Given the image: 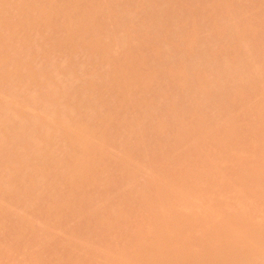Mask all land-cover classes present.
I'll list each match as a JSON object with an SVG mask.
<instances>
[{
	"label": "rangeland",
	"instance_id": "374dc122",
	"mask_svg": "<svg viewBox=\"0 0 264 264\" xmlns=\"http://www.w3.org/2000/svg\"><path fill=\"white\" fill-rule=\"evenodd\" d=\"M27 1L23 0V2H22V0H13V2H12L13 5H10L9 9L15 15V17H14L15 21L16 20L21 21V19H22V16H20L18 14L19 10L25 11V13H30V12L35 13V11L37 10L38 4L35 0H29L28 4L26 5L25 2H27ZM83 1H91V2L95 1L96 2V0H76V1L74 0L73 3L71 1L69 2V7H75L77 4L80 5L81 2L84 3ZM100 1L104 2L103 4H102V2L100 3V4H102L103 7L99 8L98 11L95 13H90L92 11H90L89 13L87 12L86 15L84 17H82L83 22H85L86 24H83V22L80 23L81 26L80 25H78L79 27L77 26V31H79V29H81L82 26H85V25L88 26V25H90L88 23L95 22V20H97L100 23H103V25L106 28L109 27V29H112V31H109V32L113 33V34H110L107 31L109 34V36L106 38L107 40H105V37L108 34L104 37L102 35H100L99 39L101 42L109 43L112 39H110L109 41H108V39H109V37L111 38L112 35H113V37H112L113 43L116 40H118V39H114L115 36L117 38L119 37V40H121V36H117L120 34H118V32H116L114 30L115 18L113 16L114 15L113 14L114 13L113 8L108 7V5L104 6L105 3L106 4L108 3L107 0H100ZM131 1L136 3L138 0L137 1L131 0ZM162 1L166 3V1H164V0H162ZM184 1H185V3H182L183 1L180 2V4L181 3L182 4L179 7L176 6L177 9L182 7L181 9H184V11H185V10H192L194 8L191 4H188V2L186 3V0H184ZM210 1H212L214 3L213 0H210ZM224 1H226V2H223V3H228L226 5L227 6L229 5L228 8H231L229 10H232V7H233V9H235L237 15L235 14V12L233 10L230 12H229V10H226L225 8H224L225 10H221V8L215 4L218 8L216 6L214 8L217 10L220 9V11H221V12L219 10L217 11L218 13L220 12L219 15L220 14L222 15V11L223 12L228 11L227 13H225V18H223L224 13L221 17L224 19V22H222L223 19H221V21L219 20L220 21L219 22L218 19L220 17L218 16V13L213 12L211 10L213 13L217 14L215 16V14H213L208 8L209 11L206 12V14L209 13V14H207V16L210 15L211 18H210V16H208L210 19L208 20V18H207V20H205L207 24L206 23H204L206 25L203 24L204 27H203V30L201 32V37L205 36L208 38V36H210L211 33L215 32L216 27L214 29L213 25L216 22L217 23L219 22L220 26H226V25L228 26L229 25V27H230V24H231V26L234 25L233 27L230 28V30L234 29L235 26L239 25L240 26L239 35H241V33H242V37H246V38H247V35L244 34V36H243V33L251 32L250 31L251 28L253 30V28L255 27L256 28V29L254 28V30H256L255 32H257V30H259L258 29L259 26L257 24H255L256 22H254V21H256V19L258 18V15L260 14V12L262 11V9L264 7V5H263L264 0H248V1H246V3L244 0H243L244 2L242 0H230V2H231L230 4H229V0L228 1L224 0ZM240 1H242L243 3ZM21 2H22V5H19V3L21 4ZM157 2L156 3L154 2L155 5H157ZM23 3L25 4V6ZM154 3L152 4L153 5L152 7H154ZM244 3H245V6H244ZM158 4L160 5L161 3H158ZM81 5H83V4H81ZM159 5H158V8H159ZM21 6H23V7H21ZM221 6L223 7L224 4ZM230 6H232V7H230ZM155 7L152 9V13L150 14L151 17L144 18V19H147L146 22L150 21L149 19L152 18V16H154V15L157 16L158 14L159 15L161 14L159 12L161 10H163L162 6L159 8V9H161L160 11L156 7V12H158V13L153 14V12H155V11H153L155 9ZM224 7H226V6H224ZM149 8L146 10L147 14H149L151 11V8L150 9ZM76 9H78V7ZM143 9H144L143 8V2H140V4L137 5L135 8V11L138 12L137 14L139 15V17L142 16L141 13L145 12ZM171 9H172V7H171ZM173 9L175 11L176 8H174V6H173ZM181 9H180V12L183 11V10L181 11ZM210 9H212V7ZM142 10H143V12H141ZM148 10H150L149 13H148ZM95 11H96V9H95ZM170 11L171 10L167 9V12H165V13L168 16H170V13H171V16H172L173 11L172 12H170ZM165 13H162V14L165 15ZM185 13H186V11H185ZM229 13L236 15V18L234 17L235 19L232 18L233 15L231 16L233 21L229 17H227V21H226V16H228ZM162 14L160 16H163ZM212 14L214 15L213 17H212ZM144 15L148 16V15H146V13ZM167 15H165V17ZM139 17H138V19H139ZM142 17H141V20L144 21V19ZM169 18L171 20V17H168V19ZM156 19L157 18L154 16V18H153V20H151V22L152 21L154 22V20H156ZM12 20H13V18H12ZM48 20H50V19H48ZM86 20L88 21V23L86 22ZM89 20H91V21H89ZM178 20H180V19H178ZM229 20H231V21L229 22ZM45 21H47V20H45ZM45 21L43 20V22H45ZM176 21H174L173 27H174V24L178 27L175 26L176 28H173V30L171 31V29L169 30L168 26H170V24H172V23H170V24L168 23V25H166L167 27L163 26V28H162L163 32H164L165 28L166 29L168 28L167 30L166 29L165 30L166 31L169 30V31H171V33L173 31H175V29L180 28V26H179V24L181 23L180 21H183V20L178 21L177 22L178 25L176 24ZM48 22H46V23H48ZM227 22H229V24ZM40 23H41V25H39L40 28L38 26L34 31L29 32V31L21 30V31L17 32L16 39H15V46H17V45L25 46L26 43H25L24 39L26 37L32 36L34 40L38 41V43L40 42L43 46L46 45L48 47L50 46L51 48H53L52 49V58L54 61L55 60L59 61V64L64 63V61H67L66 59L69 58V56H70L69 51H68L69 47H72V48L76 47V46L75 47L73 46V40H74L72 38L73 34L70 33L68 31V29H66L67 27L65 28V25L62 24V26H61V27H63V29H62L63 31H62L60 29L61 27L57 26V27H59V28H57V27H54L55 25L52 26L50 24L52 22L50 21L49 24L55 30L60 29V32H59V30L57 31V32H59L58 33L59 35H57V33H56V35L58 37L61 36L62 38H60V39H64L63 41L54 44V39L52 38L53 33H51L52 29L49 28L50 25L48 28H46L45 23L42 24V21ZM59 23H63V22H59ZM149 23L147 25H149ZM217 23H216V26H218ZM223 23L224 24L226 23V24L222 25ZM252 23L255 24V25L253 24L254 27L252 26ZM187 24H188V21L184 20L180 24L182 27L180 29H182V31L185 32V30H183V29L188 28ZM155 25L160 26L159 24H155ZM161 25H163V24H161ZM156 26L154 27L155 32L154 31H151V32L153 33L154 36L156 35L158 37V34L160 35V32H157ZM171 26H170V28H172ZM128 27H129V31H130V35H131L130 37H132V40L134 38L133 42L137 41V39H138L137 37L139 36V32H138L137 28H135V24L130 23L128 25ZM161 27L162 26H160L159 30H161ZM213 29H214V31H213ZM241 29H242V31L245 29H247V30L245 32L244 31L241 32ZM254 30H253V33H255ZM1 31H3V27L0 26V32ZM61 31L63 32L62 34H61ZM114 31H115V36H114ZM235 32H238V30L236 29ZM154 33H156V34H154ZM248 33H246V34H248ZM253 33H251V34L253 35ZM122 35H124V34H122ZM127 35L129 37V34H126V33L124 36L127 37ZM163 35H165V37H166V33L162 34V37H161L162 39H163ZM167 35H168V38L171 37L170 36L171 34L168 33ZM212 35L213 36L210 37L211 39L214 38L215 34L213 33ZM239 35L235 36L238 38H234V42L239 43V40H240ZM252 35H250V36H252ZM79 36H81V35H79ZM124 36L122 37L123 40L126 39ZM263 36H264V34H263ZM128 37H127L126 41H128L129 39L131 40V38L130 37L128 38ZM139 37L140 38H139L138 44H140V43H142V44L141 45L136 44L137 46L135 47V51L138 50L137 48H139L138 51H140L139 52L140 56L139 55L138 56L141 57V52L144 53V49L147 48L146 46H148L152 43L151 42L152 36H150L149 34H146V35L139 36ZM76 38H78L79 40L80 39L82 40V37L81 38L76 37ZM207 38H205V39L207 40ZM165 39L166 38H164V40L162 42V40L159 38V40H161L162 44H164ZM173 39H176V36ZM173 39L171 37L172 41H173ZM236 39H238V41H235ZM119 40L116 41L117 45L119 43L120 44L123 43L122 40H121L122 42L121 41L119 42ZM130 40L128 41V43L129 42L131 43ZM169 40L170 39L167 40V43ZM183 40L184 41L186 40V42H190V40L185 39V37H184V39L181 38V40H180V38L178 40V37H177V40H175V41L182 42ZM187 40H189V41H187ZM243 40H244V38H242V40H241L242 41L241 47L244 45V43L246 44L247 41L250 42V44H251V41H253V40H250V41L245 40V42H244ZM184 41H183V43H184ZM82 42L79 41V43L85 44V42H83V43ZM40 43H39V45L42 46ZM111 43H112V41H111ZM111 43H109V44H111ZM134 43H136V42H134ZM134 43H133V46H134ZM144 43L146 45L145 47L143 46ZM179 43H177V44H179ZM183 43H180V44H183ZM120 44H119V46H120ZM184 44L182 46H184ZM252 44H254V43H252ZM252 44L250 45V47L252 46ZM36 45H38V44H36ZM186 45H188V44L186 43L185 46ZM40 46H37L38 49ZM127 46H128V44L125 47H127ZM139 46L143 47V49ZM188 46H186L185 48L188 49L187 48ZM150 47H151V45H150ZM213 47L217 50L216 46L213 45L211 47L212 52L216 51L215 49L213 51ZM238 47H237L238 50H241L240 45ZM243 47H245V45ZM246 47L248 50L249 49L248 44H246ZM116 48L117 47H115L114 49H116ZM119 48L121 49V47H119ZM119 48L117 50H119ZM140 48L142 50H140ZM148 48H149V46H148ZM148 48L145 49V50H147L146 51L147 52V55H146L147 60L148 61L150 60V63L152 62L151 65L154 64L153 67H155L157 65L159 66V64H157L159 62H155V61H159V60H151L153 58L152 55H154L153 53H155L154 50L153 49L150 50V48L149 49ZM190 48H191V46L189 47V50H191L190 53H189V51H187L189 54H191L192 52L195 53L196 51L199 50V49L198 50L195 49L196 50L195 51L194 50L195 47L194 48L192 47L193 49H190ZM186 49H185V51H186ZM83 50L84 49L82 48L81 52L85 51V50L84 51ZM117 50H116V52H117ZM242 50L240 51L241 53H242ZM120 51H122V50H119L117 52V54H121ZM138 51H137V53H138ZM66 52L69 54V56ZM88 52H90V51H85L84 55H86V54H88L86 56L91 55ZM240 52H239V55L242 56L243 54H240ZM70 53H71V51H70ZM76 53H79V52H76ZM92 53H93V56L91 55L90 56L91 58L94 57L95 56L94 54L97 52H92ZM243 53H244V55H243V57H244V56H246L245 54L247 53V51L243 52ZM80 54L79 55L81 57L84 56V55H82L83 53H80ZM98 54H99V52H98ZM98 54H96V56ZM64 55H67V57H65ZM76 55L78 58L75 57ZM76 55H74L75 58H73V59H75L76 62H77V59H79L78 60V62H79L81 59L84 60V58H86V60H87L86 63L89 60L90 61L93 60V58L92 59L89 58V60H88V57H86V56L84 58L83 57L81 58L78 54H76ZM150 57H152V58L150 59ZM94 58H95L93 61L94 65L93 64L92 65L90 64V65L92 66L91 69L93 70V74H94L92 76V81L96 84L95 85L92 82L93 83L92 86H94V88L96 86V88L94 89V90H96L97 87L100 85L99 83L102 82L103 78L107 79V81L109 83L110 79H113L115 76H113V71H112V74L107 73V74H105L106 75L105 76L104 72L103 71L101 72V68L99 67L100 61L97 63V61H95L97 57H94ZM101 58H102V54H101L100 60H102ZM45 59H46L45 54H42V53L34 50L33 52L30 53V56L27 59V64L23 63V65L26 67L27 70L30 71V69H32L33 71L37 72V71L42 70L43 63H44ZM97 60H99V59H97ZM175 60H173V61H175ZM178 61H179V59H178ZM180 61H181V59H180ZM60 62H62V63H60ZM140 62H141V60H140ZM77 63H74V66H75V64L80 65L79 63L78 64ZM83 63H85V60ZM134 63L135 62H133V64ZM137 63L138 62L135 63L136 67L139 64H141V63H138V64ZM160 64H162V63L160 62ZM172 64L174 67L176 65L179 67V65L182 63H178L175 61V65H174V62ZM14 65H16L15 59H13V57H8L6 59L4 67L8 71L12 70L10 72H12V73H14V75H16L15 72L13 71ZM151 65H147V66L144 65L143 70H141V69H138V70L140 73L142 72V74H143V72L146 73L147 76L144 75V76H146V78L153 76V78L155 79V77L156 76L158 77L160 74V73L159 74L157 73L158 75H156L154 77L155 73L157 71L161 72V68L163 71L164 67H166V65L163 66L164 64L160 65L159 66L160 70L157 69L155 71V69L152 68ZM158 66H157V68H158ZM169 66H170V68L172 67L170 64H169ZM180 66H182V65H180ZM138 67L140 68V65ZM167 67H168V65H167ZM167 67H166V69H167ZM174 67H172L174 71L173 70L171 71L172 68L169 69V67L167 69L168 71L166 69H164L166 72L163 71L161 73V75L158 77V81H157V79L155 80V82H157V83H155V85H157L156 87H160V88L162 87V88L166 89L164 91H166V94L168 96L173 94L175 89H176V93H177V91H178L177 88L179 87V86H176L177 83L174 81L175 79L172 78V76L175 75V73L177 74V72L179 71V70L178 71L175 70L176 68H174ZM76 68H78V67H76ZM142 68H143V66H142ZM169 70L171 71V73L169 72ZM81 71H82V69H81ZM121 72H125V71H119V73H121ZM197 72L200 73V70H198ZM202 72H203V70L201 71V73ZM78 73H77V75H80L81 72H78ZM149 73H150V75L151 74L152 75L149 76ZM82 74H83V72H82ZM126 74L123 76L124 80H122V81L119 80L120 82L118 84L113 79V84L115 83L117 85H114L113 87L110 86V87H112V89L116 87L117 90H115L114 92H116V91L118 92V89L120 87H122V88H120L121 90L124 88L127 89V87H130L127 90H130L128 92V94H129V96L132 95V99L126 100L125 102L127 104V101L132 102L135 99L140 98V96L143 95V89H144L145 83L141 84V82H143L141 80V82H137L138 83L137 85L133 84V83L131 84L130 81H132V80L129 81V79H130L129 77L132 75L130 73H129L130 76H128V74L127 75ZM114 75H115V73H114ZM138 75L143 76L141 74H138ZM125 76H128L127 78H128V81L130 84L127 83L128 81L127 82L125 81L126 80ZM61 77L63 79L64 78L67 79L64 76H60V78H58L59 80H57V78H55L56 81H52L50 79L44 80L40 77L39 79H34L33 82L36 85L37 91H39V92H41V94H44L45 96L49 97V95H51L53 92H55V94H56L57 90H59L56 88H60V87L56 86V84H54V82L59 83L58 81L62 80ZM1 78H2V75L0 74V81H1ZM115 78L120 79V78H122V75L120 78H117V77H115ZM143 78H145V77H143ZM153 78H149V81H151ZM80 79L82 81V79H84V77H82ZM80 79H78V80L80 81ZM46 80L50 81L49 83H52V82L53 83L50 85L49 83H47L48 81H46ZM69 80H70V82H69ZM69 80L67 82H69L71 85L73 83L79 84V81L77 80V78H75V79L73 78L72 80L71 79H69ZM123 81H125V82H123ZM149 81L147 78V82H149ZM159 81L161 82L160 84L158 83ZM61 82L62 81H60V83ZM82 82H80V83L84 84L85 80H83ZM153 82H154V80H153ZM125 83H127L129 86L125 85L123 87V85ZM151 83H152V81H151ZM151 83H150V86H153V88H154L155 85H151ZM216 83L214 82V84H216ZM246 83L244 82L243 84H246ZM249 83H250V81L247 84L248 87H247V85L246 86L243 85V86H245V91L249 90V89H246V87L249 88ZM47 84H49L50 86ZM158 84L161 86H159ZM250 84H252V83H250ZM73 85H74L73 87H75V84H73ZM131 85H135V86L131 87ZM140 85H143V86H140ZM210 85H209V88L211 89V86L213 84L211 86ZM68 86L69 85L67 83V87ZM77 87H79V86H76L75 88L77 89ZM100 87H101V85L98 87L99 90H96L94 93H93L94 90L93 91L91 90L90 94L93 93L91 98H89L87 96L88 100L90 101V104H92L91 101H93L95 103V106L98 107L99 109H101L99 113L94 112V113H96V115L91 116L90 121L92 122V119H93L94 123L92 122L93 123L92 124L90 121H89V123L87 122L90 125L87 124L88 127L85 129V132H83L82 134L80 133L81 131H78L76 128H73L71 131L74 135L78 134L79 139L82 138L84 142H87V145H86L87 149H92V147L94 149H96V145L98 147L101 146L100 150H98L99 152L95 156H96V158H98L99 160H102L103 162L102 161H101L102 163L99 162L100 164L99 163H93L92 165H90L92 167L91 170L90 169L82 170L83 167L81 169H78L79 161L77 160L78 154H76V152H77L76 151L77 150L76 143H71V144H68L66 146H64V144L62 145V143L64 141L63 139L65 138L66 134H58L57 132H55L56 138L58 137L57 134L60 135L56 140H61L62 143H60V141H59L58 144H60V145L58 146V144H57L58 147H56V145H55V147H56L55 148L54 143L56 144L57 141H54L53 147H54V150H56V151L54 152V150H52L53 151L52 153H48L51 149H49V151H48V148H47L46 150H42L43 153L41 151V153H42V154L40 153L41 156L38 153L37 156L39 155V157H37V158L40 159L41 161H43V160L45 161V159H47L46 161H51L53 156H57L56 158L65 157V160H64L65 162L63 163L64 167L55 168V169L46 167V171L48 174H50V175L53 174L54 176H58V175H55V173L66 175L65 179L63 178L64 182L61 185H59V187H58L59 190L62 191V193L59 190H57V187L55 188V190L53 189V191H54V193L56 191L60 192L61 193V196H60L61 199H64V200L68 199L67 200L68 203H70V204L74 203V205H76V206L73 205L72 209H69L70 207L68 209H65V208L59 209V212L62 214V217L64 214V217L61 220L62 217L60 216L59 212L57 211V209H54L55 200H53L50 197L44 198V196H43L44 194H42L44 191L42 193L39 191L40 189L37 191L38 187L34 189L33 194L31 195V197H28V198L21 196V195H14L13 197H11V198L8 197V199H6L8 194L5 192L4 195L5 196L7 195L5 197V196H1L3 193L2 194L0 193V264H219L221 262V260L219 259V256L221 259H223L224 263H228V264H231V263L232 264H255L256 262H257L256 264H261V263L264 264L263 263L264 262L263 261V259H264L263 255L264 254H261V251H262L261 249L263 248L262 246H264V245L261 244L262 245L261 248L259 247V249H258L259 252H258L257 247H256V246H259L257 243L258 240L260 241V243H261V241H262V243L264 242V237H263L264 236V159H263L264 154H262L264 152V135L262 134V133H264V128H262L263 132H261V130H262L261 127H264L263 126L264 122L262 120V117L264 119V114L262 116V114L259 113V111L261 112L262 109H263L262 112L264 113V92H262L263 93V95H262V93L260 91H258L259 95H257L258 94L257 90L255 91L252 88L253 85H251V88L254 91L253 93H255V92L257 93V94L255 93V95H257L256 97H255V95H253L254 99H252L253 96H251L252 98H250V100L252 99L253 103L256 104V105H254V104H250L251 101H249V99L247 98V96L252 91L248 92V94L246 95L245 91H243L244 89L236 88L237 90L239 89L238 91L241 90V92L239 93L233 87L235 94L232 92V90L227 89L228 92L224 91V92H226V94L224 93L222 95L223 92L222 93L220 92V94H221V97H220L219 96L220 94L218 93V89L217 90L214 89L216 92L213 90L214 92H212V94L216 95V93H218V95H216L217 97L219 96L220 98H222V96H223V98L225 99L228 97L227 93H229V91H230V95L233 94L235 96V97L231 98L230 102H232L231 103L232 106H233V103H235L236 106L238 107V109H236L233 112L228 111L230 109L229 106L231 104H230V102L227 103L226 101H225L226 102L225 106H226V104L228 105V106H226V108L227 107L229 108L227 110L228 114H230L232 112L229 115V117L232 116L233 121L236 123L234 124L233 121L229 122L231 120V118L229 119L226 116L227 115V112H225L226 108H224L225 106L223 105L224 106L223 108L225 109L223 113L226 114V115L225 114H223V115H225L224 117H227L229 119L228 122L231 124V126L221 124L223 121L227 122L226 121L227 118H224L223 115L218 116V114H215L216 111L214 109L218 108L217 107L218 104L214 103L217 108L215 106H213L214 104L212 102L213 101L216 102L217 100L212 101L213 98L214 99L216 98L215 96L212 95L213 98L211 97L209 102L211 104H213L212 105L213 107H215L213 109L215 113L214 112L211 113L210 112L212 110V109L210 110L211 107L206 105V107L208 106L209 109L205 108L204 111L206 109L210 110V111H208V112H210V115L208 114L206 116H203V118H201V119H200V117H202V115L198 116L199 120L194 119V116L196 115L195 112H194V116L192 115L193 114L192 111H191L192 114L191 113L189 115L187 114L188 116L185 114L187 116V117L185 116V118H184L185 122L182 121L183 117L180 118L181 119L180 124H179V122H177L179 124V127H181L180 129L182 132L180 131V133L183 134V135L182 134L180 135L181 140H179L180 138L178 139V141H181V142H178V141L172 142V143H174V145H172L171 141H170V144H168V143H165V140H164V138H166L164 136L167 134L166 131L169 132L168 125H164L165 123H163V125L165 126L164 127L163 125L161 126L162 123L160 124V121H161L160 119H163L162 118L163 114L165 116V110L163 109L164 105H162L163 104L162 101H161L162 103L160 102L162 106L160 104L151 106L153 104V103H151L150 108H151V111H152V109H153V111L151 112V114H148L150 112V108H147L148 110H146V111H149V112L147 113V115H145L141 111V109H139V108L134 107V108L130 109L129 107L132 106V104H130V103H129V105H131V106H129L127 104L129 107L127 105L123 107V105L121 103L117 102L116 97H114L117 93L114 95L113 92H110L111 91V90H109V89H111L110 87H106V86H103L102 88H100ZM142 87H143V89H142ZM262 87H264V85ZM69 88H70V90L75 89V88H72V86H69ZM160 88H159V91L161 93L160 92H158V93L162 94L163 89L162 88L160 89ZM213 88H215V87L213 86ZM216 88H217V84H216ZM125 89H124V91H125ZM21 91L29 92V90L28 91L21 90ZM21 91H19L20 92L19 94L22 93ZM124 91L123 92L121 91L120 93L123 94V93L127 92V91H125V92ZM210 91H212V90H210ZM261 91H264V88H263V90L261 88ZM24 92L22 94H24ZM236 92H237V96H236ZM242 92L244 93L243 95H242ZM55 94H54V96L53 95L52 96L56 97ZM90 94H89V96H90ZM21 95H19V96H21ZM25 95H27V94L25 93ZM250 95H252V94H250ZM250 95L248 97H250ZM174 96H175V94H174ZM204 96H206V97L203 99V101L206 100L207 98L209 99V97H207V94L203 95V97ZM188 97L189 96H187V98ZM13 99H14V101H11L12 100L11 97L7 96L6 94L2 93V91H0V100L4 101L5 103L8 101H11L12 104H14V103H16V100H15V98H13ZM208 99L206 101H204V102H206V104H207ZM217 99H219V98H217ZM74 101L77 102L76 99H74ZM158 101H160V100H158ZM158 101H156V103ZM8 103H10V102H8ZM94 103L92 105H94ZM210 103H208V104H210ZM216 103H218V102H216ZM223 104H224V102H223ZM219 105L221 107L222 104L220 103ZM248 105L249 106L250 105L257 106V107L252 106V108L250 106V108L253 110H254V108L256 110L258 108V110H257L258 113L256 111H252ZM247 106H248L247 109H250V110H248V113H249V111H252L253 115H252V112H250L251 114L249 113L250 116H247L248 114L244 115L245 112L242 114L243 111L247 110V109H244ZM127 107H128V109H127ZM142 108L145 110V108L143 106H142ZM223 108H221V110H223ZM233 108H234V106L230 110H233ZM240 108L244 109V110H241ZM259 108H261V110ZM27 109H29V108H27ZM118 109H120L121 113H123V117H125L124 115H126V117L127 116L133 117L134 119L133 118H129V119L130 120L133 119V122L135 120L134 124L138 123L139 128L136 125H135V128H137L139 131V135L137 136V138L141 137V139H136L135 134L131 135V133L129 131H128L129 133H127L126 131L124 132L125 128H121V129H123L122 132L124 134L122 133L121 134L122 137L120 136V138H119L118 133L116 134V132L118 131L117 125H119L116 122V116H117L116 111ZM163 110H164V112H163ZM217 110L222 113V111H220L219 109H217ZM30 111H32L31 115L33 114V111L34 112L36 111L37 116H38L39 115L38 113L40 110H35L32 108L30 110H27V112H25V113L28 114V113H30ZM36 112H35V114H36ZM75 112H77V110ZM79 113L80 112L76 113L77 115L74 113L77 116V118H79L80 115H81V118L84 117L83 114L79 115ZM186 113H189V112H186ZM40 114H44V113L41 112ZM89 115H92V114L89 113ZM89 115L87 116V118L89 117ZM233 115H235L236 119L233 118L234 117ZM40 116H43V115H40ZM44 116H46V115L44 114ZM46 117H47V119L49 118L48 120L45 118L47 121L50 120L49 123L54 124L53 123L54 122L53 117H50L49 115ZM50 118H52V119H50ZM127 118H126L125 122H127ZM83 119L84 118H82V120ZM180 119H179V121H180ZM100 120H101V122H100ZM85 121H87L86 117H85ZM118 122H119V119H118ZM129 122H132V120ZM229 123H227V124H229ZM210 124H212V125H210ZM143 125H145V126H143ZM159 126H161L162 128ZM183 126L187 128V132L185 131V134H184L185 129L183 128ZM208 126L210 129H212V131L208 128ZM143 127L146 129H151L150 130L151 136H150V134H147V135L145 134L144 136L142 135L143 136V138H142L140 131L141 132H142V130L146 131V129H143ZM165 128H166V131L162 132L163 131L162 129L165 130ZM118 129H120V128H118ZM121 129H120V131H121ZM208 129L210 131H208ZM242 129H244V130L241 131ZM104 131L108 132L110 137L107 140H105L104 143H101L102 144L101 145L99 143V141H100L99 138L102 137L100 135L103 134ZM150 131L147 130V132H150ZM152 131L154 133L153 135H152ZM198 132H202V134L206 133L203 135V137H202V134L200 135V133H199V135L202 137V139L204 138V141H205L204 145L202 144L203 141H201V137H199L197 134ZM208 132H210L209 133L210 138L208 137L207 140H209V141H206L205 137L207 138V136H205V135H207ZM212 132H213V135H211ZM53 133L54 132H52V134ZM59 133H61V132H59ZM170 133H171V131H170ZM114 134H116V137H115L116 139H114V137H113ZM168 134L166 136L170 137V135H168ZM50 135L51 134L49 132V136ZM55 135H54V138H55ZM172 136H173V134H172ZM199 138H200V142L198 141ZM213 138H215V140ZM216 138L218 140H216ZM32 140H31V144L33 145ZM167 140L168 139L166 138V142H167ZM217 141H218V143L221 142L220 145L214 146V143H216ZM196 142H197V144L201 143L202 145L201 146H200V144L197 145ZM212 142H214V143H212ZM175 143L177 144L176 146H175ZM181 143H183V145ZM164 144H167V145H164ZM178 144H181V145H178ZM61 145L64 147H61ZM197 146L201 147L200 148L201 152H203L204 155L207 153L205 155L207 157H205L200 152V149L197 148ZM204 146H205V150L207 149L208 151H210V153H209L210 156H208L207 151H205V150H204L205 152L203 151L202 148H204ZM218 146H220V148ZM221 146L222 147L225 146L227 149L225 147L223 149H221L222 148ZM53 147H51V148L53 149ZM183 147H184V149H183ZM215 147L218 150H220L221 152L225 149L224 153L219 154L220 151L217 153V151H216L217 149H215ZM126 149L127 150L129 149V150L127 151ZM132 149L138 151V153L140 152V150L143 151V149H144V152L147 153V155H149V154L150 155L148 158L146 157V159H145V158H142L141 157L142 154H140L139 155L140 158H137V157H139V156H136L138 153L136 151L133 152ZM6 150H8V151H6ZM6 150H5V153L7 152V155L5 154L6 155L5 156L3 153L4 157H7V156H9V154H11L12 158H10V159H13L14 158V156L12 154V152H14L13 149L9 148ZM226 150H228L227 153H225ZM44 151H47V152H44ZM148 152H149V154H148ZM185 152L186 153L188 152L187 154H190V155H188L189 159L187 158V156H185V154H184ZM199 152L201 153V156L199 155ZM31 153H32L31 154L32 156L33 155L36 156L35 155L36 153L35 154L33 152H31ZM83 153L85 154V151ZM140 153H142V152H140ZM158 153L160 156L163 153H165V154H163V156H165L163 159L161 157H159V155H158V157H159L158 159H162V161H163L161 163V161L159 160L161 163L160 165H157L158 163H156L155 160L150 158L152 154H158ZM31 155L29 157H31ZM143 155L145 156L146 154L143 153ZM24 156H26V155L24 154L23 157ZM199 156L202 157L203 160L200 159ZM262 156H263V158H262ZM15 157H16V155H15ZM184 157L187 158L188 160L185 159ZM32 158L33 157H31L30 159H32ZM53 158H55V157H53ZM204 158L205 159L207 158V159L205 160ZM7 161H8V158H7ZM247 162H249V164ZM4 163H5V166L2 168V171L0 173V180H1L0 181V191L3 188V185H2L3 177L6 176L8 173H11L12 170L20 167V160H17L15 162H11L9 164H8V162H7V164H6V162H4ZM34 163H36V161ZM31 164H32V161H31ZM94 164H96V166ZM121 166H126V168L128 166L126 174H128V172L131 174V175L128 174L129 175L128 178L124 177L125 179L136 178L135 176L133 178L132 175H134L133 173H135L136 170H138L137 172H139V169H140L141 172H139L138 176L136 174L137 178L134 179L133 182H130L131 185L129 184V180H126V182L128 181L127 184H129V185H125L126 182H124L125 184L122 182V184L124 186L130 187V189L128 188L129 192H130V190H132L133 193L135 192L137 196H139L142 193H145L147 196H149L148 197L149 199H152V197H153V200L155 199V202L153 200H151V201H153L152 206H150V205L145 206L146 203H142V202L138 201V199L134 200L132 203H134L136 201V203L139 202L140 204H138V205L137 204L132 205L131 203L128 204V202H125L124 196H120L123 191H124L123 195H125L124 194L125 190L119 191L120 195H118L119 193L114 195L113 192H111V190L114 189V187H115V185H113L111 188H109V185L111 184L110 182L112 181L110 178L114 177V175L111 176L112 175L111 173L115 172L114 174H116V178L115 177L113 178L114 179L113 181L115 183L116 182L115 179L120 177L118 175V174H120V172L118 173L115 170H118V171L122 170L123 171V168H125V167L121 168ZM23 168H24V166H23ZM32 168L40 169V166H39V164H37V165L32 164ZM124 171H126V170L124 169ZM123 172H121L122 173L121 174V180L123 179V177H122ZM109 174H111V175H109ZM211 174H212V176H211ZM53 175L49 176V177L53 178ZM108 175L110 176V178ZM207 175H209V176H207ZM109 180H110V182H109ZM117 183L119 184V181ZM175 185H177L178 188L175 189ZM88 189H89V191L92 190L94 192V193H92V194H94V196L92 195L94 199H92V197H91V200H92L91 202H94L93 206H90L92 204L89 202L90 197L87 198L88 195L86 192L88 191ZM123 189H126V188H123ZM51 190H50V193L52 192ZM54 193H52V194H54ZM45 194H47V193H45ZM129 194H126V195L129 196ZM39 199H40V201H39L40 203L38 204ZM93 200H95V201H93ZM127 200L128 199H126V201ZM153 204H155L156 206H154ZM129 205H131L130 208L128 207ZM143 205L145 207H143ZM123 208L126 210L123 212V215H125V217H127V220H124L125 218L118 216L119 210H121ZM54 212L58 214V217L56 216L57 214L55 215ZM97 215L99 217H97ZM59 217H61V218H59ZM95 217H96V220L101 219L100 222L98 221L99 223H97V221L94 219ZM248 217L251 220H249ZM44 219H45V221L43 223ZM91 219H93V221H95V222H93ZM22 221H26L27 225L29 224L28 226H30L29 232L26 233L27 232L26 231L23 234V235H25V233H26V235L24 236V237H26V240H24L25 238L20 239L21 236H17L18 234L14 231V228L16 226L19 227L20 225H18V224ZM24 223L22 224V226L26 225ZM79 223L85 225L88 229V230H86L87 232L83 234V236H79L80 234L78 231L80 229H83L84 226L82 228L78 227L80 229H78L76 227V225L77 224L79 225ZM85 223H87V224H85ZM27 225H26V227L28 228ZM36 225L39 227V229L37 230L38 232L35 231V229H37L38 227L34 228V227H36ZM87 225L89 226V228ZM247 225H249V226L247 227ZM31 226L32 227L34 226L31 230L32 231L34 230L35 232L34 231L33 232L35 234H36V232L37 233L40 232L39 235H41L42 233H46L47 229L50 230L51 228H53L52 230L54 231V233L53 232L49 233L50 234L49 238H52V239L45 240L46 242L44 244H43L42 240H41L42 242H39V240L37 241L36 238L38 239V237L40 238V236L37 234L38 235V237H37V235H35V236L33 235V232L30 233L31 232L30 231ZM74 227H76V230L78 229L75 232H73ZM27 228H26V230H28ZM71 229H72V232L69 231ZM84 229H86V228H84ZM84 229H83V231L81 230V234L83 232H85ZM47 232H50V231H47ZM64 232H67V234ZM73 233H75L78 236H76V235L74 236ZM69 234H72V237H70ZM51 235H53L54 237H51ZM64 235H66L68 237H66V236L64 237ZM255 235L257 236V238H255L256 237ZM18 237H20V238L18 239ZM78 237H80L82 239H80ZM253 239L255 240V242L257 239V242L255 243ZM80 240L82 242L81 245L79 244V246H76V245H78V243L75 245L76 241H80ZM83 240H85V241L83 242ZM254 243L257 245H255ZM253 244H254V246H253ZM251 246H252V249H254V250L256 249V250L253 251L250 248ZM248 247H249V249H248ZM223 248H225V250H227V253L229 252L228 254L231 253V255L229 256L227 253L225 254L224 253L225 250L223 251ZM219 251H221V252L223 251V253H221ZM251 251H253V253L256 252V254H257V252L261 254V255L257 254V256L255 255L258 258L257 259L258 261L255 262L256 257L253 255V253ZM250 252H251V254H248ZM262 253H264V250L262 251ZM247 254L249 256H246ZM227 255L229 256L228 257L229 259H227V257H226ZM234 255L236 256L235 258H234ZM258 255L261 257H258ZM221 256H223V257H221ZM243 256H246L248 259L250 258V256H252V257H254V259L252 260V258H250L252 261L250 260V262H249V261H246V258ZM225 257L227 260H229L228 262L224 261V260H226V259H224ZM233 258L236 260H233ZM240 258H242V259L240 260ZM259 258H261V260ZM231 260H233L234 263ZM224 263H221V264H224Z\"/></svg>",
	"mask_w": 264,
	"mask_h": 264
},
{
	"label": "bare ground",
	"instance_id": "6f19581e",
	"mask_svg": "<svg viewBox=\"0 0 264 264\" xmlns=\"http://www.w3.org/2000/svg\"><path fill=\"white\" fill-rule=\"evenodd\" d=\"M28 1L25 2L26 5L28 4ZM35 1L38 4L37 10L35 11V13H32V12L25 13V11H20L19 10V13L18 14L20 16H22V19H21V21H18V20L15 21L14 20L15 15L9 9L10 5H13V3H12L13 0H0V26L3 27V31H1L2 33L0 32V74L2 75V78H1V81H0V91H2V93L6 94L7 96L11 97L12 98L11 101H14L13 98H15V100H16V103H14V104H12L11 101H8L10 103H8V102L5 103L4 101H2L3 100L2 98H1L2 100H0V173L2 171V168L5 166V163L4 162H6V164L8 162V164H9L11 162H15L17 160H20V167L17 168V169L12 170L11 173H8L6 176H4L3 177V181H2L3 183L1 182L2 185H3V188L0 191V193L1 194L3 193L1 196H5L4 194L6 192L8 194V196L6 195L7 196L6 199H8V197L11 198L14 195H21V196H24L26 198L31 197V195L34 192V189L38 187L37 191L39 189H40L39 191L41 193L44 191L42 193V194H44L43 195L44 198L50 197L53 200H55V207H54V209H57L58 212H59V209H61V208L62 209H64V208L65 209H68L70 207L69 209H72V206L74 205V203L73 204H70V203L67 202L68 199L67 200L61 199L60 196H61L62 191L59 190V188H58L59 185H61L64 182V179H65L66 175L56 174L55 173V175H58V176H54L52 174L53 175V178L52 177L50 178L49 176H52V175L48 174L47 171H46V167H49V168H52V169L64 167L63 163L65 162L64 161L65 160V157H60V158L58 157V158H56L57 156H53L56 159L52 157V160H53L52 161L50 159L51 158L50 157L49 159L51 161H46L47 159H45L46 162L44 160L41 161L37 157H39V155L41 156V154L43 153L42 150H46L47 148H48V151H49V149H51L48 153H52L53 152L52 150H54L55 145H56V147H58L60 145V144H58V142L60 141V143H62L61 140H56L60 136L58 134H66L65 138L63 139L64 141H63L62 145L64 144V146H66V145L71 144V143H76V145H77V150H76L77 152H76V154H78L77 155V160L79 161L78 169H81L83 167L82 170H84V169H87V170L90 169L91 170L92 167L90 165H92L93 163H99V162L102 163L103 161L102 160H99L95 156L99 152L98 150H100L101 146L98 147L96 145V149H94L93 147H92V149H87L86 148L87 142H84L82 138L79 139L78 138L79 135L78 134L77 135H74L71 130L73 128H76L78 131H81L80 133L82 134L83 132H85V129L88 127L87 124L89 123V121L91 119V116L96 115V113H99L100 110H101V109H99L98 107L95 106V103L93 101H91V103L92 104L94 103V105L90 104V101L88 100L87 96L89 98H91L92 94L96 90H99L98 87L100 85H101L100 88H102L103 86H106V87L112 86L113 87L114 85H117L120 82L119 80H121V81L124 80V77L123 76L126 73L128 74V76H130V74L132 75V76L129 77L130 78L129 81L132 80V81H130L131 84L133 83V84H136L137 85L138 84L137 82H141V80L143 81V82H141V84L142 83L143 84L145 83L144 89L142 87V89H143V95L140 96V98H137V99H135L132 102L127 101V104L129 105V103H130V104H132L133 107L131 105H129V106H131V107H129L126 104V102H125L126 100L132 99V95L129 96V94H128V92L130 90H127L130 87H127V89L124 88L125 91H127V92H125L124 89L121 90L120 88H122V87H120L119 89L122 92L123 91L125 92L123 94L120 93L121 91L119 89H118V92L120 94L117 91L114 92L115 90H117L116 87L113 88V89H112V87H110L111 88V89H109V90H111L110 92H113L114 95L117 93L115 96L114 95L113 96L116 97L117 102L118 103H121L123 105V107L127 105L130 109L131 108H134V107L135 108H139V109H141V111L145 115H147V113L149 112V111H146V110H148L147 108H150L151 106H154V105H157V104H160L161 105V103L163 102L162 105H164V108L163 109L165 110V116L163 114V116H164V117L162 116L163 119H160L161 121L160 120L159 121H160V124L162 123L161 126L163 125V123H165L164 125H168L169 132L166 131V128H165V130L162 129L163 130L162 132L166 131L167 134L169 133L168 135H170V137L166 136L167 134L164 136L169 141L167 140V142H166V138H164V140H165V143H168V144H170V141H171V144L172 145H174V143H172V142H177L178 139L181 137L180 135L182 134V133H180V131H181L180 128L181 127H179V124L181 122V119H180L181 117H183L182 121L185 122L184 121L185 116L187 114L189 115L190 113L192 114V112H193V114H192L193 116H194V112L196 113V115L194 116V119L195 120H199L198 116H201L202 115V117H200V119H201V118H203V116H206L208 114L210 115V112L212 113V112H214V110L216 111V113L215 112L214 113L215 114H218V116H221V115L225 114V113H223L224 110H225L224 108H226V106H228L227 104L225 106V103L226 102L229 103L231 101V98L232 97H235V96L233 94L230 95V91H229V93H227V95H228V97L230 96L229 97L230 99L228 97L224 99L223 96H222V98H220L221 97L220 92L221 93L223 92L222 95L224 93L226 94V92H224V91H227L228 92V90H232V92L234 93V88L235 89L236 88H239V89L242 88V89H244L243 91H245V86L250 81V83H252V84L249 83V88H247L248 85L246 87V89H249V90H246L245 91V94L246 95L248 94V92L252 91L250 93L252 95L249 94L250 97H248L249 95L247 96V98L249 99V101H251L250 104H254L252 99H254V96L253 95H255L256 92L253 93L254 92L253 89L255 91L257 90V93H258V91H260L261 93L264 92V91H261V88H262V90L264 88V87H262L264 85V36H263V34H264L263 33L264 32V7H263L262 11L260 12V14L258 15V18L256 19V21H254V22H256L255 24H257L259 26V28H258L259 30H257V32H255L256 30H254L255 27L253 26L254 23H252V26L254 27L253 30H254L255 33H253L252 28L250 29L251 32H249V33L248 32H245L247 29L243 30L245 32V33H243V36H244V34L247 35V38H246V37H242V33H241V35H239V31H240V29H239L240 26L239 25H238L239 27L238 26H235L234 27V29L236 28L238 30V32H235L236 29L235 30L234 29H231L232 31L230 30V28L234 26L233 24H232L233 26H231V24H230V27H229V25L228 26L227 25L226 26H220L219 25V22L221 21V19L225 18V13H227L228 11H226V12L225 11L224 12L222 11V15L224 13V16H223V18H221L222 15L221 14L219 15V13L221 12L220 9H218L220 11L218 13L217 12L218 10L215 9L214 7L216 5H218L221 8V10H225V9L226 10H229V9H231V8H228L229 5L228 6L226 5L228 3H223V2H226L224 0H217V1L216 0H213L214 3L212 1H210V0H186V3L188 2V4H191L194 7L192 10H185L186 13H185L184 9H181L182 7L178 8L179 10L177 9V7H179L182 3H185L184 0H164V1H166V3L163 2L162 0H159L160 2L158 0H138V1L137 0H133V1H137L136 3L135 2H132L131 0H107L108 3L107 4L105 3L104 6H107L108 5V7L113 8V12H114L113 13L114 14L113 16L115 18L114 30L116 32H118V34H120V35H117V36H121V40L123 41V43H121V44L119 43L120 44V46H119V44L117 45V43H116V41L119 40V37L117 38L115 36V31H114V36H115L114 39H118V40H116L114 42L115 44L113 43V38H112L113 35L111 36V38L109 37V39H108V41L110 39H112L111 40L112 43H111V41L109 42L112 45L109 44V43H105V42L103 43V42L100 41V39H99L100 35H102L104 37V36H106L108 34L109 31H112V29H109L108 26H107L108 28H106L103 25V23H100L97 20H95V22H91V23H88V21L86 20V22L88 24H90V25H88V26L87 25L82 26V28L79 29V31H77V26L78 25L81 26L80 23L83 22L82 17H84L87 12L88 13L90 11H92L90 13L97 12L99 8L103 7L102 4L104 2H102L100 0H96V2L95 1H92V2L91 1H83L84 3L81 2V4H83V5L77 4L75 7H69V2L71 1L73 3L74 0H35ZM242 1H240V2H242ZM244 1L246 3V1H248V0H244ZM22 2H23V0H22ZM22 2H21V4L19 3V5H22ZM101 2H102V4H100ZM140 2H143V8H144L143 10L145 11V12H143V10H142L141 12H143V13H141V15L143 16L146 13V15H148V16H145L144 15L143 17L142 16L139 17V15L137 14L138 12L135 11L136 6L139 5ZM154 2L155 3L157 2V5H155ZM180 2H182V3L180 4ZM153 3H154V7L156 6L157 8H158V5H159L158 3H161L160 5L162 6V9L164 11L161 10V9H159L161 7L159 5V8L158 9H159V11L161 10L159 13H161V14L162 13H165V12H167V9H169V10H171L170 12L173 11L172 12L173 13L172 16H171V13L170 12H169L170 13V16H168L165 13V15H167L166 17L163 14H162L163 16H160L161 14L160 15L158 14L159 16L158 15L157 16L154 15L157 18L156 20H154V22L153 21L151 22V20H153L154 16H152V18L149 19L150 21L146 22L147 19H144V18L151 17L150 14L152 13V9L154 8V7H152L153 6L152 5ZM230 3L231 2L229 0V4ZM245 3H244V6H245ZM223 4L227 8L224 7V6L222 7L221 5H223ZM24 6H25V4H24ZM173 6H174V8H176L175 11L173 9ZM21 7H23V6H21ZM77 7H78V9H76ZM149 7L151 8V11L148 10V13H149V11H150V13L147 14V11L146 10ZM156 7L153 10V11H155V12H153V14L158 13V12H156ZM171 7H172L173 10L171 9ZM211 7H212V9H210ZM230 7H232V6H230ZM208 8H209L210 11L212 10L213 12L218 13V16L220 17L218 19V21L219 20L220 21L218 23L216 22L218 24V26H216V23L213 25V28L214 29L216 27V29H215L216 30L215 31L216 33L213 32L215 34L214 35V38H212L213 40L210 38L211 36H213L212 35L213 33H211V35L208 36V38L204 36L205 38H207V40L203 36L201 37V32H202L203 27H204L203 24L206 23L205 20H207V18H208V20L211 18L210 15H208V16H210V18L207 16V14H209V13L206 14V12L209 11ZM95 9H96V11H95ZM180 9H181V11L182 10L183 11L180 12ZM232 10L236 14V11H235V9H233V7H232ZM232 10H229V12L232 11ZM213 14H215V13H213ZM213 14H212V17L214 16ZM235 14H230L229 13L228 16H226V21H227V17L231 18L232 15H233L232 18L235 19L236 18V15H237V14L236 15ZM216 15L217 14H215V16ZM138 17H139V19H138ZM141 17L144 19L145 22L141 20ZM168 17H171V20H170V18L168 19ZM12 18H13L14 21L12 20ZM232 18H231V20H232ZM48 19H50V20H48ZM178 19L183 20V21L184 20L185 21H188V24H187L188 25L187 26L188 28L183 29V30H185V32L182 31V29H180V28H182L180 24L183 21H180ZM43 20L44 21L47 20V21L43 22ZM231 20H229V22ZM41 21H42V24L45 23L46 28H48L50 24L52 26L55 25L54 27H57V26L61 27L62 24H63V25H65V28L67 27L66 29H68V31L73 34V36H72V38L74 39L73 40V46L74 47L76 46V47L75 48L69 47V50L68 51H69L70 56L66 52L68 54L69 58L66 59L67 61H64L65 60L64 58L67 57V55H64L65 56L63 58L64 59L63 60L64 63H62L63 62L62 61V62H60L62 64H59V61H56V60L54 61L53 58H52V49L53 48H51L50 46L48 47L46 45L43 46L39 42L42 45V46H40L39 43H38V41L34 40L32 36L31 37H26L24 39V41L26 43L25 46H19V45L15 46V39H16L17 32H19L21 30H23V31H29V32L30 31H34L39 25H41V23H40ZM50 21L52 23H50ZM89 21H91V20H89ZM174 21H176V24H177L178 21L181 22V23L179 22L180 23L179 24L180 28L175 29V31H173L171 33V31L173 30V28L178 27L175 24H174V27H173ZM46 22H48V23H46ZM59 22H63V23H59ZM222 22H224V19H223ZM229 22H227V23L229 24ZM130 23H134L135 24V28H137V30L139 32V36H143V35H146V34H149L150 36H152L151 37V42L152 43L150 44L151 47H150V45H148V46H149L150 50L153 49L155 53H153L154 55H152L153 58L150 57V59L152 58L151 60H159V61H155V62H159V63H157V64H159V66L164 64L163 66L166 65V67H167V65H168L169 69H171L172 67H174L172 63L174 62V65H175V61L178 62V63H182V64H180L182 66L179 65V67H178L176 65L174 67V68H176L175 70H177V71L179 70L177 72L178 75L175 73V75L177 77L175 75L172 76V78L175 79V80L174 79L173 80L178 84V85L176 84V86H179L180 87V88L178 87L179 89L177 88V90H178L177 93H176V89H175L174 93L168 96L166 94V91H164L166 89H164V88L161 87L164 92L161 90L162 91V94H160L161 93L159 91V88L160 87H156L157 85H155V83H157V82H155V80L157 79V81H158V77L161 75V73L163 71L166 72L164 70V69H166V67H164L163 71H162V68H161V72L160 71L159 72L157 71L155 73V75L153 74L154 77H155L156 75H158L160 73L158 77L157 76L155 77V79L153 78V76L152 77H147L148 78V81H149V78H153L151 80L152 83H151V81L147 82V78H146L147 75H146V73L143 72V74H142V72L141 73L139 72L138 69L143 70L144 69V65L145 66L151 65L152 62L150 63V60L148 61L147 58H146V55H147V52L146 51L147 50H145V49H147L148 46H146L145 43L143 44V46L144 47L146 46L147 48L144 49V53L141 52V57H139L140 56L139 55V52L140 51H138L139 48H137L138 50L135 51V47L137 45H141L142 43L138 44V41H139V38H140L139 36L137 37L138 39L136 38L137 41H134L136 43L133 42L134 38L132 40V37H130L131 35H130L129 27H128V25ZM148 23H149V25H147ZM168 23L169 24L172 23V24H170V26L172 25L171 26L172 28H170V26H168L169 30L171 29V31L168 30L169 31L168 32V31H166L168 28L167 29L165 28L166 30L164 29V32H163V30H162L163 26L164 27H167L166 25H168ZM83 24H86V23L83 22ZM155 24H159L160 26H162L161 27V30H159L160 29V26H156ZM161 24H163V25H161ZM206 24H204V25H206ZM225 24L223 23L222 25H225ZM51 25H50L49 28H51L52 31L53 30L55 31V32L54 31L53 32L51 31V33H53V37L52 38L54 39V44L63 41L64 39H60V38H62L61 36H59V37L57 36V35H59L58 33L60 32V29L62 30L63 27H61L60 29H56L55 30ZM155 26L157 28V29L155 28L157 30V32H160V35L158 34V37L156 35L154 36L153 33L151 32V31H154V27ZM59 27H57V28H59ZM39 28H40V26H39ZM214 29H213V31H214ZM242 29H241V32H243ZM58 30H59V32H57ZM62 31H61V34L63 33ZM56 33H57V35H56ZM109 33L110 34H113L111 32H109ZM125 33L126 34H129V37L131 38V40L130 39L129 40L131 41V43L130 42L128 43L129 40L126 41L128 35H127V37L124 36ZM156 33H154V34H156ZM161 33L162 34L166 33V37H165V35H163V39H162L161 38L162 37V34ZM168 33L171 34L170 36L172 37V39L175 36H176V39H173V41H172L171 40V37L168 38V35H167ZM246 33H248V34H246ZM251 33H253V35ZM122 34H124V35H122ZM79 35H81V36H79ZM237 35H239V38H240L239 43L234 42V38H238V37H235ZM250 35H252V36H250ZM108 36H109V34L105 37V40H107L106 38ZM123 36L126 38L125 40L122 39ZM240 36L242 38H244V40H243L244 42H245V40H249V41L250 40H253L254 42L251 41V44L252 43H254V44H252V46L250 47L251 44H250V42L247 41L248 43L246 42V44H248V48H249L247 50L246 44L243 42L244 45H245V47H243L244 46L243 45L242 46L243 48H242L241 47V42H242L241 40H242V38ZM76 37H79V38L82 37V40L81 39L79 40ZM177 37H178V40H179V38H180V40H181V38L184 39V37H185V39H189L190 40V42H186V40L185 41L183 40L185 44L186 43L188 45L190 44L189 46L186 45V46H188L187 47L188 49L185 48L186 46L183 43V41L182 42L175 41V40H177ZM159 38L162 40V42H163L164 38H166L165 39V42L166 43L164 42V44H162L161 43V40H159ZM168 39H170V40L167 43V40ZM78 40L80 42H82V41L85 42V44L83 42L82 43L84 45L81 44V43H79ZM121 40H119V42ZM189 40H187V41H189ZM235 41H238V39H236ZM132 42L134 43V46H133V43ZM179 42L180 43H183L184 46H182L183 44H180ZM177 43H179V44H177ZM36 44H38V45H36ZM127 44H128V46L125 47ZM213 45L216 46V48H217V50H216L213 47V51H214V49L216 50L214 52H212V48H211ZM239 45L241 47V50L243 49L242 50V53L240 52L241 50H238V48H239L238 46ZM37 46H40L41 48L39 47V49H38ZM118 46L121 47V49ZM190 46H191L190 49H193L195 47L194 50L195 49L196 50L199 49V50L198 51L195 50L196 51V52L194 51L195 53L192 52L191 54H189L190 51H191V50H189V47ZM115 47H117V48L114 49ZM139 47H141V46H139ZM82 48L85 51H90L88 53H90L92 56H93V53L92 52H97V53L94 54L95 55L94 57H97L95 61H97V63L100 61L99 62V67L101 68V72L102 71L104 72V75L107 74V73L108 74L109 73L112 74V71H113V76H115L117 78H120L121 75H122V78H120V79H116L115 77L114 78L112 77L114 79V81H116L117 84H115V83L113 84V79H110V81L108 83L107 79L103 78L102 82L99 83L100 85L99 86L97 85L98 86L97 89L94 90L96 88V86H95V88H94V86H92V84L94 83L92 81V76L94 74H93V70L91 69L92 68L91 65L92 64L94 65V62L93 61H94L95 58L92 57L93 60L90 61L89 58H91L90 57L91 55H89V56H86L88 54L84 55L85 51L83 50L84 52H81L82 51ZM118 48H119V50H122V51H120L121 54H117V52L119 51V50H117ZM141 48L143 49V47H141ZM141 48H140V50H142ZM185 49H186V51H185ZM244 49L247 51V53L245 54L246 56L243 57V55H244L243 52H246ZM34 50H36V51H38V52H40L42 54H45L46 55V59H45V61L43 63L42 70L35 72L32 69H30V71H31L30 72L29 70L26 69V67L23 65V63L27 64V59L29 58L30 53L33 52ZM116 50H117V52H116ZM70 51H71L72 54L70 53ZM137 51H138V53H137ZM187 51H189V53ZM76 52H79V53H76ZM98 52H99L100 55L98 54ZM239 52H240V54H243V55L242 56L239 55ZM75 53L78 54V55L80 53H83L82 55H84V56H82V57L83 58L85 56L88 57V60L90 62L88 61L86 63L87 60H86V58H84L85 63H83L84 60L81 59L82 57L80 56L81 55L80 54L79 56L81 58L80 57L79 58L83 62L81 60H80L81 62L80 61L78 62L79 59H77V62L80 65H76L75 64V66L78 67V68H76L74 66V63H77V62L75 61V59H73V58L77 57V55ZM96 54H98L100 57H101V54H102V58H101L102 60H100V57L98 55L96 56ZM74 55H76V56L74 57ZM8 57H13V59H15V61H16V65H14V69H13V71L15 72L16 75H14V73L10 72L12 70L8 71L4 67L5 62H6V59ZM97 59H99V60H97ZM178 59H179V61H178ZM180 59H181V61H180ZM140 60H141V62H140ZM173 60H175V61H173ZM133 62H135V63L136 62L141 63V64H139L140 65V68L138 67L139 65L137 66L138 67L137 68L135 66L136 64L135 63L133 64ZM160 62L162 64H160ZM169 64L172 66L171 68H170ZM142 66H143V68H142ZM151 66H152V68L155 69V71L157 69L160 70L158 65H157L158 68H157V66H155L156 68L153 67L154 64L151 65ZM168 67H167V69H168ZM81 69H82V71H81ZM172 70H173V68L171 69V71ZM198 70H200V73L197 72ZM202 70H203V72L201 73ZM119 71H125V72L119 73ZM171 71L169 70L170 73H171ZM78 72H81L80 75H77ZM82 72H83V74H82ZM114 73H115V75H114ZM137 73L138 74H141L143 76H139ZM144 75H146V76H144ZM151 75L149 73V76H151ZM60 76H64L68 80L69 79L72 80L73 78L74 79L77 78V80H78V79L84 77V79H82V81L85 80V83L82 84L83 82L81 81V79H80V81L78 80L79 81V84L73 83V84H75V87L76 86H79L76 89L75 87H73L74 86L73 84L71 85L69 83L70 80H69V82H67L68 81L67 79H65V78L63 79L61 77L62 78V80H60V81H62L61 83H60V81H58L59 83L54 82V84H56V86H59L61 88V89L60 88H56V89H59V90H57L56 94H55V92H53L56 97H53L54 96L53 93L51 95H49V97H47L44 94H41V92H39V91L36 90V85L33 82L34 79H39L41 77L44 80L45 79H48V80L50 79L52 81H56L55 78H57V80H59L58 78H60ZM128 76H125L126 77L125 78L126 79L125 80L126 82L128 81V78H127ZM143 77H145V78H143ZM48 80H46V81H48ZM153 80H154V82H153ZM125 81H123V82H125ZM129 81L127 83H129ZM49 82L50 81H48L47 83H49ZM80 82H82V83H80ZM214 82L215 83L217 82L216 83L217 84V88H216V84H214ZM244 82L245 83L247 82V83L246 84H243ZM52 83H49V84L51 85ZM67 83H68L69 86H72V88H75V89H73L74 91L72 89L70 90L71 87L70 88H69V86L67 87ZM127 83H125L123 85V87L125 85L126 86H129ZM150 83H151V85H155L154 88H153V86H150ZM158 83L160 84L161 82L159 81ZM209 83L211 85L212 84L213 85L211 86ZM49 84H47V85H49ZM209 85L211 86V89L209 88ZM243 85H245V86H243ZM251 85H253V87H252L253 89L251 88ZM132 86H135V85H131V87ZM140 86H143V85H140ZM159 86H161V85H159ZM213 86L215 88H213ZM214 89H216V90L218 89V93L220 94L219 95L220 97L219 96L218 97L216 96V95H218V93H216V95L215 94H212V92L215 91ZM21 90H25V91H28L29 90V92H24V91H21ZM91 90L92 91L94 90L92 94H90L91 93ZM210 90H212V91H210ZM238 90L236 89V91H238ZM19 91H21L22 93L24 92V94H22V93H21L22 95L19 94L20 93ZM158 92H160V93H158ZM238 92L240 93L241 90L238 91ZM25 93L27 95H25ZM89 94H90V96H89ZM174 94H175V96H174ZM205 94H207V97H209V99L207 98L208 99L207 104H206V102H204L207 99L203 101V99L206 97V96L203 97V95H205ZM243 94L244 93L242 92V95ZM19 95H21V96H19ZM212 95L215 96L216 98L214 99ZM257 95H259V93ZM257 95H255V97ZM262 95H263V93H262ZM187 96H189V97L187 98ZM236 96H237V92H236ZM251 96H253V98ZM211 97L213 98L212 101L213 100H217L216 102H218V103H216L214 101L213 102L211 101V102L213 104L214 103L215 104H218L217 105L218 108L216 107L215 104L213 105V104H211L209 102L210 99H211ZM217 98H219V99H217ZM250 98H252V99L250 100ZM74 99H76L77 102H75ZM158 100H160V101H158ZM221 100L224 102V104H223V102ZM156 101H158V102L156 103ZM151 103H153V104L151 105ZM208 103H210V104H208ZM220 103L222 104L221 107L219 105ZM231 103L232 102H230V104ZM206 105L210 106L211 107L210 110L211 109L212 110L211 111L208 110L209 108H208V106L206 107ZM212 105L215 106L220 111H222V113L219 112L217 109H214L215 107H213ZM254 105H256V104H254ZM254 105H250L251 108H252V106L253 107H257V106H254ZM142 106L145 108V110L142 108ZM230 106H229L230 109L234 106L233 110H230L227 107L226 110H225V112H227V115L226 114L225 115L229 119L231 118V120L229 121V119L227 117H224L225 115H223L224 118H227L226 119L227 122H224L223 121L221 123L222 125L225 124V125L231 126V124L229 122L233 121V119H232V116L229 117V115L233 111H235L236 109H238V107L236 106L235 103H233V106H232V104ZM248 106L245 107L244 109H247ZM250 106H249V108H250ZM128 107H127V109H128ZM27 108H29V109H27ZM32 108L35 109V110H40L46 116L49 115L50 117H53V119H54L53 120L54 121L53 123L54 124L49 123L50 120L47 121L49 118L47 119V117L44 116V114H40L41 113L40 111L38 113L39 114L38 116H37V112L36 111H35L36 114L33 111V114L32 115H31V112L32 111H30V113H28V114L25 113V112H27V110H30ZM205 108H208V109L205 110L206 112L204 111ZM221 108H223V110H221ZM261 108H259V109L261 110ZM244 109H241V110H244ZM250 109H247V110H245L243 112L241 111V112H242V114L245 112L244 115H247L248 114L247 116H250L249 115L250 112H252V111H256L257 112V110H258V108H257V110L254 108V110L251 109L252 111H249V113H248V110H250ZM76 110H77V112H75ZM164 110H163V112H164ZM227 110L228 111H232V112L231 113L229 112L230 114H228V111ZM152 111H153V109H152ZM152 111H151V108H150V112L148 114H151ZM208 111H210V112H208ZM262 111H263V109H262ZM262 111L261 112L259 111V113L262 114V116H263L264 113ZM78 112H80L79 115L80 114H83V116H84V117H82V118H84L83 120L81 118V115H80L79 118H77V116H76L77 114L76 113H78ZM94 112H96V113H94ZM186 112H189V113H186ZM89 113L92 114V115H89ZM116 114H117V116H116V122H117V124H119V125H117L118 128H120V129L121 128H125L124 132L125 131L127 133L130 132L131 135L132 134L133 135L135 134V136H136L135 138L136 139H141V137L140 138H137V136L139 135V131H138L137 128H135V125L138 127V123L134 124V122H135V120L133 122V119L134 118L133 117H128V116H127L128 117L127 118L126 115H124L127 118V122H125L126 121V118L123 117V113H121L120 109H118L116 111ZM40 115H43V116H40ZM88 115H89V117H88L89 119L87 118ZM252 115H253V112H252ZM233 116H234L233 118H235V115H233ZM85 117H86V120L87 121H85ZM129 118H133V119H131L132 122H129V121H131ZM50 119H52V118H50ZM118 119H119V122H118ZM179 119H180V121H179ZM262 120L264 122L263 117H262ZM92 122H93V119H92ZM100 122H101V120H100ZM177 122H179V124ZM227 123H229V124H227ZM235 123L236 122H234V124ZM88 125H90V124H88ZM210 125H212V124H210ZM143 126H145V125H143ZM161 126H159V127H161ZM118 128H117V130L120 133L117 131L116 134L118 133L119 138H120L121 134L123 133L122 132L123 129H121V131H120V129H118ZM183 128L185 129L184 130V134H185V131L187 132V128L184 127V126H183ZM208 128H209V126H208ZM262 128H264V127H261V129ZM143 129H146V128L143 127ZM209 129H208V131H210V130L212 131V129H210V130ZM147 130L150 131L151 129H146V131L145 130L144 131L142 130V132L140 131L141 136L142 135L144 136L145 134L147 135V134H150L151 133V131L150 132H147ZM243 130L244 129H242L241 131H243ZM51 131L54 132L53 133L54 135L56 134L55 132H57L58 133L57 134L58 137L56 138V135H55V138H54V135L52 134ZM170 131L173 134V136L170 133ZM49 132H50V134L52 136L51 135L49 136ZM59 132H61V133H59ZM105 132L106 131H104V133L102 132L103 134L100 135V136H102V137L99 138V140H100L99 143L100 144L101 143H104L105 140H107L110 137V135L108 134V132H106V133ZM213 132L211 133V135H213ZM261 132H263V129L261 130ZM199 133L201 135L202 132H198L197 133L198 136L201 137L199 135ZM209 133L210 132H208L207 135H205V136H207V138L205 137V140L206 141H209V140H207L208 137L210 136ZM116 134H114V136H113L114 139H116L115 138L116 137ZM153 134L154 133L152 131V135ZM204 134H206V133H204ZM204 134H202V137H203ZM262 134L264 135V133H262ZM143 136H142V138H143ZM150 136H151V134H150ZM202 137H201V141H203L202 144L204 145V142L205 141H204V138L202 139ZM213 139L215 140V138H213ZM31 140L33 141V145L31 144ZM179 140H181V138ZM216 140H218V139L216 138ZM54 141H57V143L55 144ZM198 141L200 142V138L198 139ZM178 142H181V141H178ZM197 142H196V144H197ZM214 142H212V143H214ZM53 143H54V147H53ZM217 143H218V141L216 143H214V146L215 145L216 146L217 145H220L221 142L218 143V144ZM57 144H58V146H57ZM181 144L183 145V143H181ZM181 144H178V145H181ZM198 144H200V146L202 145L201 143H198ZM62 145H61V147H64ZM164 145H167V144H164ZM176 145L177 144L175 143V146ZM8 147L10 149H13V151L16 153L15 154L14 152H12V154L14 156L13 159H10V158H12V155L11 154H9L10 157L9 156L4 157L5 154L7 155V152L5 153V150L6 149H9ZM51 147H53V149ZM218 147L220 148V146H218ZM224 147H222L221 149H223ZM197 148L200 149L201 147H198L197 146ZM183 149H184V147H183ZM202 149L204 151L205 150V146ZM215 149H217V148L215 147ZM132 150H133V152L136 151L134 149H132ZM224 150L221 152L220 150L217 149L216 151H217V153L220 151L219 154H222V153H224ZM228 150H226L225 153H227ZM6 151H8V150H6ZM41 151H42V153H41ZM55 151L56 150H54V152ZM84 151H85V154L83 153ZM205 151H207L208 152V156H210L209 155L210 151H208L207 149ZM31 152H33L34 154L36 153L35 154L36 156H34V155L32 156L31 155L32 154ZM44 152H47V151H44ZM136 152L138 153V151H136ZM140 152H142V153H140ZM140 152L136 156H139L140 154H142L141 157L146 159V157L148 158L149 155H150L149 152H148L149 155H147V153L144 152V149H143V151L140 150ZM200 152H201V149H200ZM200 152H199V155L201 156V153L203 154V152H201V153ZM3 153H4V155H3ZM38 153H39V155L37 156ZM143 153L146 154V155L144 156ZM187 153L185 152L184 154L189 159V156L188 155H190V154H187ZM14 154L16 155V157H15ZM24 154L26 156L23 157ZM163 154H165V153H163ZM163 154L161 156L159 155V153L158 154H152L150 158L153 159V160H155V162L158 163L157 165H160L163 162L162 159L165 157V156H163ZM262 154H264V152ZM30 155H31V157H33L32 158L33 160L30 159L31 158V157H29ZM158 155L162 159H158L159 158ZM205 157H207V156H205ZM7 158H8V161H7ZM137 158H140V156L137 157ZM187 158H185V159H187ZM262 158H263V156H262ZM200 159H202V157H200ZM159 160L161 161V163H160ZM31 161H32V164L33 165L39 164L40 169H34V168H32ZM33 161L34 162L36 161V163H34ZM247 163L249 164V162H247ZM94 165L96 166V164H94ZM23 166H24V168H23ZM123 167H125V168H123ZM121 168H123V171H124V169L126 171L123 172L122 170H119V171L118 170H115L118 173L120 172V174H118L120 177H118L117 179H115L116 180L115 183L113 181L114 180L113 178L114 177L116 178V174H114L115 172L111 173L112 175L109 174L111 176L114 175L113 178H110V176L108 175L109 178L112 180L111 182L109 180V182L111 183V184L109 183L111 185V186L109 185V188H111L113 185H115L114 189H112L113 191L110 189L111 192H113L114 195L115 194H118V193H119L118 195H120V192L119 191L125 190V193H124L125 195H123V192H124L123 191L120 196H124L125 202H128V204L131 203L132 205L133 204H137L138 205V204H140L139 202L136 203V201H135L134 203H132L134 200H137L138 199V201H140L142 203H146V205L144 204L145 206H148V205L152 206V202L153 201L155 202V199L153 200V197H152V199H149L148 198L149 196H147L145 193H142V194L139 193L140 195L137 196L136 193L135 192L133 193L132 190H130L131 193L129 192L130 187L124 186L122 184V182L124 183V182H126V180H129V184L131 185L130 182H133L134 179L137 178L139 172H141L140 169H139V172H137L138 170H136V172L133 173L134 175H132L133 178H134V176L136 178L132 179V178H130L131 176L129 177L132 180L131 181L130 179H125L124 178V177L128 178V176L131 175L129 172H128L129 175L126 174L128 166H127V168H126V166H121ZM121 172H123V175H122V177H123L122 180L123 181L121 180V174H122ZM136 174H137V176H136ZM209 175H207V176H209ZM211 176H212V174H211ZM118 181H119V184L121 183L120 185L117 183ZM127 183H128V181L126 182V184L125 183L124 184L125 185H129ZM56 187H57V190H59L61 193L60 192H57V191L54 193L53 189L55 190ZM123 188H126L127 190L126 189H123ZM176 188H178L177 185H175V189ZM50 190L52 191L51 193H50ZM91 191H89V189H88V191L86 193L88 195L87 198L90 197V200L88 199L89 202L92 203L91 205L90 204L89 205L90 206H93L94 202H91L92 201L91 200V197H92V199H94L93 198L94 194H92L94 192L93 191L91 192ZM45 193H47L48 195L45 194ZM52 193H54V194H52ZM126 194H129V196H127ZM126 199H128V200L126 201ZM151 200H153V201H151ZM39 201H40V199L38 200V204L40 203ZM93 201H95V200H93ZM155 204H153V205L156 206ZM144 205H143V207H145ZM74 206H76V205H74ZM130 206L131 205H129L128 207L130 208ZM124 211H126L124 208L121 209V210H119L118 216L119 217H122V218H125L124 220H127V217H125V215H123V212ZM56 214L57 213H55V215ZM59 214L62 217V214L60 212H59ZM56 216L58 217V214ZM61 217H59V218H61ZM63 217H64V214H63ZM63 217L61 218V220L63 219ZM97 217H99V216L97 215ZM94 219L96 220V217ZM91 220L93 221V219H91ZM100 220H96L97 223H99ZM249 220H251V219L249 218ZM44 221H45V219L43 220V223H44ZM22 222L23 223L25 222L24 224L27 225L26 221H22ZM22 222H20L21 224L20 223L18 224V225H20L19 227L16 226L14 228V231L18 234L17 236H21V238L18 237V239L19 238L20 239H24L25 238L24 240H26V237H24V236L26 235V233L29 232V227L30 226H28L29 225L28 224L27 225L28 228L26 227V225H23L24 226L23 227L22 226V224H23ZM93 222H95V221H93ZM85 224H87V223H85ZM83 226L86 229L83 228L85 232H83L81 234V230L83 231V229H80L78 227H81L82 228ZM248 226L249 225H247V227ZM33 227L31 226V228H30V231L31 232L30 233H32L34 231V230L33 231L31 230ZM37 227L38 226L36 225V227H34V228H37ZM76 227L78 229H80L78 231L79 234H80L79 236H83V234L87 232L86 230H88L85 225L80 224V223H79V225L77 224ZM76 227H74L73 232H75V231L78 230V229L76 230ZM26 228L28 230H26ZM88 228H89V226H88ZM38 229H39V227L37 229H35V231H37ZM52 229L53 228H51L50 230L47 229L46 230V233H42L41 235H39L40 232L37 233L38 232L37 231L36 234H35L34 233L35 231H34L33 232V235L35 236V235L38 234L40 236V238L37 235L38 239L36 238V240L37 241L39 240V242H42L43 241V244H44L46 242L45 240L52 239V238H49V236H50L49 233H51V232L54 233V231ZM72 229L69 230V231L72 232ZM47 231H50V232H47ZM24 232H26L25 235H23ZM64 233L67 234V232H64ZM73 234H74V236L76 235L75 233H73ZM53 235H51V237H54ZM65 236L66 235H64V237ZM69 236L72 237V234H69ZM76 236H78V235H76ZM66 237H68V236H66ZM78 238H80V237H78ZM255 238H257V236ZM80 239H82V238H80ZM84 241L85 240H83V242ZM254 242H255V240H254ZM256 242H257V239H256ZM77 243H78V245H76ZM81 243H82L81 240L80 241H76L75 245L76 246H79V244L81 245ZM257 243L259 245V246H256L257 247V250L259 249V247L261 248V246H262L261 244L264 245V242L262 243V241H261V243H260L259 240H258ZM254 244H253V246H254ZM255 245H257V244H255ZM262 247L263 248L261 250L263 251L264 250V246H262ZM250 248L252 249V246ZM248 249H249V247H248ZM224 250H225V248H223V251ZM252 250L255 251L256 249L255 250L252 249ZM223 251L222 252L219 251V252L223 253ZM253 251H251V252L253 253ZM262 251H261V254H264V253H262ZM251 252L248 253V254H251ZM258 252H259V250H258ZM258 252H257V254H260ZM224 253L226 254L227 253V250H225ZM248 254L246 256H249ZM257 254H256V252L253 253L254 256L255 255L257 256ZM228 255L230 256L231 253L228 254ZM228 255L226 256L227 259H229L228 258L229 257ZM246 256H243V257L246 258V261H249L250 262V260H251L250 258H252V260L254 259V257H252V256H250L249 259ZM221 257H223V256H221ZM226 257L224 259H226ZM235 257L236 256L234 255V258ZM258 257H261V256L258 255ZM234 258H233V260H236ZM219 259L221 260V262L219 264L224 263L223 262V259H221L220 256H219ZM227 259L224 260V261H227L228 262L229 260H227ZM241 259L242 258H240V260ZM255 259H256L255 262L258 261L257 260L258 259L257 257ZM259 259L261 260V258H259ZM233 260H231V261H233ZM263 261H264V259H263ZM233 263H234V261H233ZM224 264H228V263H224Z\"/></svg>",
	"mask_w": 264,
	"mask_h": 264
}]
</instances>
